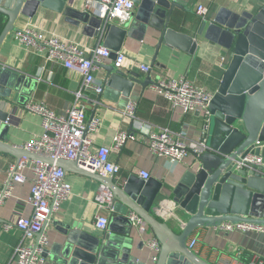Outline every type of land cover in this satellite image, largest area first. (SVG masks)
Listing matches in <instances>:
<instances>
[{
	"label": "water",
	"instance_id": "obj_1",
	"mask_svg": "<svg viewBox=\"0 0 264 264\" xmlns=\"http://www.w3.org/2000/svg\"><path fill=\"white\" fill-rule=\"evenodd\" d=\"M134 1L137 10L132 19L120 25L88 7H75L77 0H0V12L7 17L0 34V49L8 34L19 30L18 19L32 18L40 7H45L62 13L76 26L83 24L84 33L96 36L111 48L114 61L128 36L143 40L147 34L158 39L157 54L162 47L194 54L199 40L172 26L177 21L175 10L188 9L183 0ZM198 36L231 51V59L210 103L209 150L196 156L193 167L174 188L162 180H146L136 174L123 180L114 174L100 175L82 168L78 161H54L9 142L6 132L12 115L8 109L29 103L28 98L20 96L29 95L38 76L0 61V119L5 122L0 129V152L17 159L56 163L66 172L85 174L100 182L112 196L108 232L97 235L76 222L60 223L59 240L51 248L52 264H147L134 254L135 246L141 247L136 242L139 233L129 219L132 212L149 224L161 243L155 264H211L187 244L199 227H216L227 221L264 226V4L255 12L238 13L222 7L213 18L203 20ZM157 54L153 67L160 66ZM100 66L106 70L103 89L91 93L98 105L103 98L118 101L121 95L130 97L136 84L143 89L157 84L152 70L142 80L137 72L128 73L112 64ZM135 131L132 121L129 132ZM163 199L173 200L185 213L180 231L153 212V206ZM120 222L121 227L117 226Z\"/></svg>",
	"mask_w": 264,
	"mask_h": 264
},
{
	"label": "crops",
	"instance_id": "obj_2",
	"mask_svg": "<svg viewBox=\"0 0 264 264\" xmlns=\"http://www.w3.org/2000/svg\"><path fill=\"white\" fill-rule=\"evenodd\" d=\"M88 1L90 0H77L75 7L78 6L80 9L88 7L94 10L91 7L92 3ZM183 1L188 9L175 10L177 21L172 26L181 32L195 36L199 40V45L194 54L172 47H162L157 54V38L149 36V34L145 35L143 40L128 36L121 50L126 55L122 69L128 73L137 72L142 75V80H145L148 72L142 71L141 65L150 64L152 66V61L157 54V62L160 66H152L151 74L157 84L168 76L186 75L194 84L211 92H216L231 59V51L207 40L204 36H198L203 19L196 12L197 4L202 2L209 6L210 16L213 18L222 7L238 13L246 10L255 12L264 4V0ZM6 22L7 17L0 12V34ZM16 26L19 29L33 26L42 32L58 34L65 39L77 41L87 48L103 43L96 36L84 33L83 24L76 26L68 22L62 13L45 7H40L32 18L21 17L16 22ZM0 61L27 74L38 76V81L33 90L29 95L22 93L20 99L28 98L27 102L44 103L62 115L67 114L72 107L75 91L82 84L81 75L59 63L48 62L44 52L35 53L32 49L22 46L15 38V31L9 33L4 40L0 49ZM103 64L115 65V61L109 57L104 60ZM96 76L98 81L103 82L106 70L100 66ZM155 86L149 85L143 89L141 85L136 84L130 97L121 95L118 101L103 98L100 105L91 97L94 89L86 93L88 119L95 116L101 120V125L94 134L95 148L100 145H111L116 132L129 131L132 119L126 116L123 110L131 100L137 102V118L150 123L155 129L170 128L175 132H183L189 139L198 140L202 138L207 124V117L204 112L200 110L186 113L181 108H173L169 101L158 93ZM24 108L23 105H11L8 109L12 117L8 122L6 139L20 147L41 134L43 130L41 116ZM4 124L5 122L2 121L0 129L4 127ZM207 131L209 135V128ZM111 158L120 166V171L116 174L120 180L126 179L131 174L142 177L140 172L145 170L150 173L151 177L162 180L174 188L184 173L193 167L196 156L189 154L184 162L174 163L169 158L154 155L141 134H138L130 137L122 149L112 150ZM16 160L18 159L15 156L0 152V186L6 177L9 165ZM24 174L26 179L16 183L12 196L0 206V264H15L11 260V255L22 237L19 229L14 228L6 231L2 228V224L13 219L16 215L29 216L32 212L29 198L34 183V174L28 168L24 170ZM66 177L72 184V195L61 204L60 211L53 215L46 226L50 244L47 260L44 264H52L50 259L51 248L59 240L60 231L58 228L60 223L76 222L84 230L97 235L109 231L111 221V208L107 207L109 191L96 179L85 174L69 171ZM101 187L105 188L107 194L102 195L106 198L105 207L101 206L103 199L97 196ZM152 210L158 218L167 221L176 231L183 228L186 215L181 212L173 200L163 199L157 202ZM98 214L109 216V224L105 230L98 229L95 225ZM121 225H123L121 222L117 224L120 227ZM151 233L146 234L144 238L141 235L138 236L136 242L140 244L141 248L138 249L135 246L134 253L140 261L147 262V264H155V256L157 255L144 241L145 238L153 235ZM193 236L200 238L194 251L211 264H217L220 254H231L238 249H243L246 257L252 254L264 256V232L262 231L236 229L223 232L215 226H210L199 227L190 235V237Z\"/></svg>",
	"mask_w": 264,
	"mask_h": 264
},
{
	"label": "built area",
	"instance_id": "obj_3",
	"mask_svg": "<svg viewBox=\"0 0 264 264\" xmlns=\"http://www.w3.org/2000/svg\"><path fill=\"white\" fill-rule=\"evenodd\" d=\"M95 12L109 22L123 25L132 19L136 10L134 0H90L88 1ZM96 3V5H94ZM196 12L203 20L210 17V7L200 2ZM15 38L19 44L30 48L35 53L44 52L48 62H56L65 68L81 75V87L75 91L72 107L67 114H58L44 103L29 102L24 109L36 113L42 118V133L27 141L22 148L37 154L47 155L57 161L66 159L78 161L80 166L90 172L100 175H116L120 166L111 158L112 150H120L130 137L141 134L150 150L156 156L169 158L174 163L184 162L189 154L200 155L207 150L209 118L211 116L210 103L214 92L206 90L193 82L186 75L166 77L156 84L158 93L167 99L173 108H181L184 112L202 110L207 117V124L201 139H189L183 132H175L170 128L155 129L150 123L137 118V102L131 100L123 113L134 122L135 132L121 130L116 132L111 145H100L95 148L94 134L98 131L101 120L98 117L88 119L87 92L94 89L101 92L102 82L98 81L96 72L99 64L111 57V48L103 43L87 48L77 41L63 38L58 34H49L26 26L15 31ZM126 59L125 53L119 51L115 66L122 68ZM144 72L152 70L150 64H142ZM2 120L0 119V127ZM253 161L255 159H247ZM34 174V183L29 198L32 212L29 216L16 215L13 219L2 224L6 231L17 228L22 237L14 247L11 260L15 264H44L47 260L49 236L46 226L54 214L60 211L61 204L72 195V184L67 179V172L56 163L49 164L28 158L12 162L6 172V177L0 186V206L12 196L16 183L26 179L25 169ZM144 179L151 177L148 171L140 172ZM110 193V192H109ZM104 187L98 192V198L103 199L101 206H106ZM111 208L112 196H107ZM133 226L143 238L149 232L153 235L144 239L148 247L154 250L158 258L161 243L151 230L149 224L137 213L129 214ZM109 224V216L98 214L95 225L105 230ZM223 232L231 230H256L264 232V226L245 222H223L216 226ZM200 241L199 237H189L187 244L194 251ZM217 264H264V256L252 254L246 257L243 249L234 253H222Z\"/></svg>",
	"mask_w": 264,
	"mask_h": 264
}]
</instances>
